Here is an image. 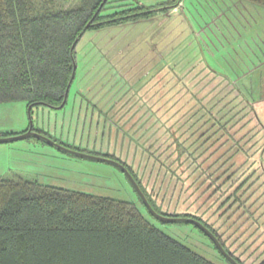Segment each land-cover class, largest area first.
Returning <instances> with one entry per match:
<instances>
[{
  "label": "rangeland",
  "instance_id": "rangeland-1",
  "mask_svg": "<svg viewBox=\"0 0 264 264\" xmlns=\"http://www.w3.org/2000/svg\"><path fill=\"white\" fill-rule=\"evenodd\" d=\"M170 1L111 0L104 14L125 4L157 8ZM54 2L57 10L80 6L79 0ZM75 50L76 75L65 106H39L30 115L25 101L0 104V137L23 135L32 125L72 150L119 160L160 198L162 213L190 212L207 200V206L233 205L216 218L233 231L228 245L234 257L241 264L264 262V8L245 0H182L149 19L89 30ZM177 141L203 144L189 157L202 163L201 180L192 184L194 175L183 188L182 173L172 166ZM236 169L240 210L234 196L223 194L229 186L222 179L209 191L211 198L199 196L211 183L203 172L218 179ZM0 179L133 204L206 261L232 264L194 224L154 218L112 163L30 137L0 143Z\"/></svg>",
  "mask_w": 264,
  "mask_h": 264
},
{
  "label": "trees",
  "instance_id": "trees-1",
  "mask_svg": "<svg viewBox=\"0 0 264 264\" xmlns=\"http://www.w3.org/2000/svg\"><path fill=\"white\" fill-rule=\"evenodd\" d=\"M110 1L79 0L80 6L76 9L57 10L54 0H40L39 5L35 0H0V104L25 101L31 108V114L39 106L60 107L65 101L66 88L77 64L75 47L87 31L149 19L160 10L179 7L182 2L172 0L157 8L125 4L105 15ZM245 1L264 8V0ZM34 131L69 148L46 133ZM185 144L177 141L171 153L172 158L177 156L172 166L182 173L178 180V187L181 188L188 184L187 180L192 176L195 175L192 184L202 177L199 158L193 157L190 162L189 157L203 144L187 147ZM222 147L223 143L217 152ZM213 164L218 163L214 161ZM124 165L157 213L201 222L218 238L226 252L241 264L228 245L233 231L216 218L225 215L233 205L223 208L210 203L207 206L206 203L210 202L207 200L200 207H192L193 211L190 212L162 213L161 203L157 204L160 198L153 196L132 169ZM236 172L237 169L225 170L218 179L203 172L211 183L203 192H199V196L211 198L209 191H212L215 183L219 184L217 180L222 179V185L229 186L223 194L232 199L235 197V206L240 210L242 203H239L236 189ZM192 191L197 193L195 188ZM0 264L212 263L166 236L146 220L133 204L23 179H0Z\"/></svg>",
  "mask_w": 264,
  "mask_h": 264
},
{
  "label": "water",
  "instance_id": "water-1",
  "mask_svg": "<svg viewBox=\"0 0 264 264\" xmlns=\"http://www.w3.org/2000/svg\"><path fill=\"white\" fill-rule=\"evenodd\" d=\"M75 71H76V65L74 67L73 78H72L70 84L68 85V88H67V91H66L65 101L60 107H57L56 109H61V108H63L65 106L66 101L68 99V95H69L71 84H72L73 79L75 77ZM29 112H30V115H31V108H29ZM30 137L43 139V140L47 141L50 145H53V146L57 147L58 149L63 150L65 152H68L70 154H74V155H77V156H80V157L90 158V159H93V160L109 162V163H112V164L116 165L128 177V179L132 183L134 189L136 190V192L138 193L139 197L143 201L145 207L147 208V210L150 212V214L154 218H156L157 220H159L161 222H165V223L187 222V223L194 224L201 231H203V233L206 236L209 237V239L214 243V245L218 248V250L221 252V254L226 259H228L232 264H238V262L226 252V250L221 245V243L218 240V238L208 228H206L201 222H199V221H197L195 219H191V218L167 217V216H163V215L157 213L153 209L151 204L149 203L148 199L146 198V196L144 195V193L140 189L138 183L136 182V180L134 179V177L132 176V174L130 173L128 168L124 164H122L121 162H118L116 160H113V159H110V158H107V157H101V156H96V155H92V154H86V153H83V152H80V151H76V150H72V149H69L67 147H64L63 145L53 141L52 139L46 137L45 135L34 131L32 125H31L30 129L26 133H24L23 135L9 136V137H0V143L16 142V141L24 140V139H27V138H30Z\"/></svg>",
  "mask_w": 264,
  "mask_h": 264
},
{
  "label": "bare ground",
  "instance_id": "bare-ground-1",
  "mask_svg": "<svg viewBox=\"0 0 264 264\" xmlns=\"http://www.w3.org/2000/svg\"><path fill=\"white\" fill-rule=\"evenodd\" d=\"M67 89V88H66Z\"/></svg>",
  "mask_w": 264,
  "mask_h": 264
}]
</instances>
